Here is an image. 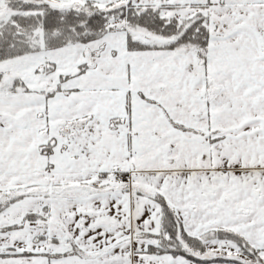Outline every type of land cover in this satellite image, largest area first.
<instances>
[{
  "label": "snow or ice",
  "instance_id": "snow-or-ice-1",
  "mask_svg": "<svg viewBox=\"0 0 264 264\" xmlns=\"http://www.w3.org/2000/svg\"><path fill=\"white\" fill-rule=\"evenodd\" d=\"M0 264H264V0H0Z\"/></svg>",
  "mask_w": 264,
  "mask_h": 264
}]
</instances>
